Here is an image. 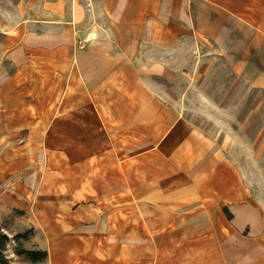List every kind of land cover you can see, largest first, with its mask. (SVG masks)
<instances>
[{
	"label": "crops",
	"instance_id": "0c3cea01",
	"mask_svg": "<svg viewBox=\"0 0 264 264\" xmlns=\"http://www.w3.org/2000/svg\"><path fill=\"white\" fill-rule=\"evenodd\" d=\"M18 18L0 27V209L44 263L264 264V203L167 85L209 52L264 91V0H25Z\"/></svg>",
	"mask_w": 264,
	"mask_h": 264
},
{
	"label": "rangeland",
	"instance_id": "374dc122",
	"mask_svg": "<svg viewBox=\"0 0 264 264\" xmlns=\"http://www.w3.org/2000/svg\"><path fill=\"white\" fill-rule=\"evenodd\" d=\"M23 6L25 0H0V27L19 19ZM201 56L192 77L167 85L181 95L187 118L221 142L244 185L264 203V91L242 83L218 54ZM0 221V230L8 237L4 256L9 264H45L24 255L43 250L35 229L23 223L22 215L0 209Z\"/></svg>",
	"mask_w": 264,
	"mask_h": 264
},
{
	"label": "trees",
	"instance_id": "16d2710c",
	"mask_svg": "<svg viewBox=\"0 0 264 264\" xmlns=\"http://www.w3.org/2000/svg\"><path fill=\"white\" fill-rule=\"evenodd\" d=\"M7 240H8L7 235L2 233L0 230V264H9L8 260L4 256ZM24 255L34 263L44 262L47 259V253L44 251L25 252Z\"/></svg>",
	"mask_w": 264,
	"mask_h": 264
},
{
	"label": "built area",
	"instance_id": "2783aa9c",
	"mask_svg": "<svg viewBox=\"0 0 264 264\" xmlns=\"http://www.w3.org/2000/svg\"><path fill=\"white\" fill-rule=\"evenodd\" d=\"M81 44V43H80Z\"/></svg>",
	"mask_w": 264,
	"mask_h": 264
}]
</instances>
